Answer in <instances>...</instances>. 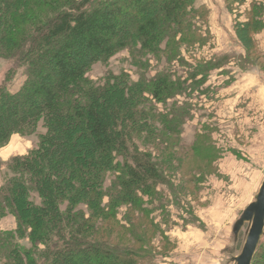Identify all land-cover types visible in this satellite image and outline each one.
I'll list each match as a JSON object with an SVG mask.
<instances>
[{
	"label": "trees",
	"instance_id": "trees-1",
	"mask_svg": "<svg viewBox=\"0 0 264 264\" xmlns=\"http://www.w3.org/2000/svg\"><path fill=\"white\" fill-rule=\"evenodd\" d=\"M195 1L0 0V58L11 62L0 85V148L12 134L37 135L26 154L4 163L0 219L11 216L15 226L0 231V264H159L170 254L139 245L134 219L119 208L146 215L166 241L153 217L157 210L163 221L169 217L171 192L157 133H181L193 115L176 96L202 88L225 57L190 65L179 54L205 41ZM248 14L236 39L259 67L253 36L264 29V2L251 0ZM245 30L254 33L257 59ZM123 50L164 66L137 80L126 72L87 76L95 62ZM173 62L190 67L189 75L182 78ZM16 68L24 79L10 91ZM110 219L115 230L107 231ZM251 264H264V239Z\"/></svg>",
	"mask_w": 264,
	"mask_h": 264
},
{
	"label": "rangeland",
	"instance_id": "rangeland-1",
	"mask_svg": "<svg viewBox=\"0 0 264 264\" xmlns=\"http://www.w3.org/2000/svg\"><path fill=\"white\" fill-rule=\"evenodd\" d=\"M241 1L196 0L195 7L203 9L204 18H195L194 22L205 41L180 48L179 54L190 65L212 61L219 55L225 57L222 66L210 72L202 88L188 91L189 97L176 96L177 103L189 102L193 115L192 119L186 118L181 133H157L165 147L166 161L158 158V164L169 176V188L175 193V198L171 192L167 195L166 221L158 210L153 213L166 241L151 228L146 215L127 211V206L119 208L120 213L128 212L134 219L141 236L139 245L159 252L170 251L168 256L158 258L159 264H233L227 260L239 253L249 226L243 225L233 245V223L253 201L264 178V29L255 34L245 30L242 36L248 53L257 59L251 38L254 34L262 55V59L256 60L260 70L249 63L244 47L236 39L235 27L247 20L251 2ZM142 59L145 61L123 50L106 61L95 62L87 76L99 80L108 73L126 72L137 80L144 75L148 78L164 66L163 61L149 55ZM10 63L0 58V85ZM172 65L182 78L189 75L190 67H179L176 62ZM15 71L7 83L10 91L17 90L24 79L21 68ZM173 102L169 100L170 105ZM158 108L163 106L159 104ZM36 143V134H12L0 148V178L9 158L26 154ZM159 152L155 150L153 154L157 157ZM107 224V231L115 230L111 219ZM14 226L13 217L0 219V231L12 230ZM128 233L125 232V242L131 241Z\"/></svg>",
	"mask_w": 264,
	"mask_h": 264
},
{
	"label": "water",
	"instance_id": "water-1",
	"mask_svg": "<svg viewBox=\"0 0 264 264\" xmlns=\"http://www.w3.org/2000/svg\"><path fill=\"white\" fill-rule=\"evenodd\" d=\"M245 223H248L249 226L239 253L227 260L233 264H251L258 244L264 236V178L253 201L243 209L233 223L231 231L233 245H235L238 234Z\"/></svg>",
	"mask_w": 264,
	"mask_h": 264
},
{
	"label": "crops",
	"instance_id": "crops-1",
	"mask_svg": "<svg viewBox=\"0 0 264 264\" xmlns=\"http://www.w3.org/2000/svg\"><path fill=\"white\" fill-rule=\"evenodd\" d=\"M227 242V241H226ZM226 242L224 244H226ZM212 258L211 259H214L216 258L215 260H218L219 257H214V256H211Z\"/></svg>",
	"mask_w": 264,
	"mask_h": 264
}]
</instances>
